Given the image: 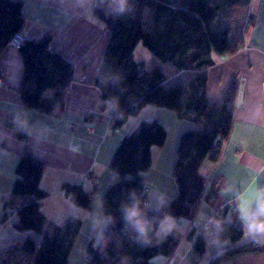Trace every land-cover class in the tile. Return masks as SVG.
I'll use <instances>...</instances> for the list:
<instances>
[{"label":"crops","instance_id":"obj_1","mask_svg":"<svg viewBox=\"0 0 264 264\" xmlns=\"http://www.w3.org/2000/svg\"><path fill=\"white\" fill-rule=\"evenodd\" d=\"M14 1L22 3L23 23L15 33L19 42L49 36L50 49L74 66V79L65 89L60 109L53 113L27 109L18 93L23 74L19 49L9 42L0 52V264H23L25 260L17 248L25 237L37 242L41 238L16 229V207L21 200L15 204L10 201L15 168L24 148H29L44 163L40 187L48 193L41 200L46 217L59 223L55 214L61 212V216L73 213L81 219L73 256L71 249L67 264H85L87 242L100 241L109 217L98 209L96 220L85 227L91 209L71 203L62 185L78 183L86 191L98 190L97 202L101 204L104 188L114 181L113 173L97 188L120 139L141 119H156L164 125L166 138L163 145L151 148V165L143 175L147 197L144 206L157 208L177 193L173 167L181 133L188 129L203 130L205 124L200 119L179 117L172 109L146 105L136 117L128 119L125 129H118L116 136L110 126L111 105L101 99L100 90L93 82L110 36L109 28L94 13L93 0H85L83 6L77 0ZM247 11L252 20L235 52L225 56L213 54L214 63L205 69L172 71L176 82L169 86L194 74L206 73L205 95L210 102L220 101L235 80L238 95L232 130L220 160L213 163L205 158L201 163L205 188L193 218L173 217L172 231H178L181 237L170 255H155L151 259L153 264H192L194 253L188 237L191 231L193 236L202 234L205 246L196 264H210L222 252L253 241L243 229L239 203L241 198L254 201L256 192L264 189V0H248ZM165 81L163 86L169 87ZM51 95L52 90L45 92V96ZM19 133H24L25 138H19ZM234 208L237 214L233 225L242 230L243 236L237 243L219 242L221 222L229 218ZM159 226L160 222L156 225L157 233ZM164 235L157 234L159 239ZM263 259L264 254H243L228 264H254ZM130 263L129 256L116 262Z\"/></svg>","mask_w":264,"mask_h":264},{"label":"trees","instance_id":"obj_2","mask_svg":"<svg viewBox=\"0 0 264 264\" xmlns=\"http://www.w3.org/2000/svg\"><path fill=\"white\" fill-rule=\"evenodd\" d=\"M237 1L129 0L131 11L124 15L110 14L112 10L107 5L115 0H103L93 6L97 18L110 30L93 82L100 90L101 99L111 105V128L119 129L142 107L154 105L172 109L179 117L200 119L205 129H188L181 133L173 167L176 196L154 209L144 206L147 197L145 193L142 195L146 189L143 174L151 165V148L163 145L166 129L156 119H143L122 136L108 161L115 179L103 193L100 204L102 212L111 220L99 242H87L85 264H116L123 256L131 258L130 264H153L151 259L155 255H170L174 251L181 234L173 230L159 239L156 225L165 214L193 218L205 188L201 163L205 158L213 163L220 160L232 130L238 81L228 87L220 101L210 102L205 95L206 73H197L164 87L163 70L156 67L146 71L144 61L134 58V50L141 42L151 54L172 63L177 70L205 69L214 63L213 54L229 55L241 45L240 37L232 40L228 27L222 26L218 17L223 5ZM145 8L151 13L148 28L142 19ZM22 23V3L0 0V52ZM49 43L48 36L26 40L18 47L23 62L18 88L20 101L25 108L44 113H53L62 107L65 89L74 79L72 63L52 51ZM48 90H52L50 97L45 96ZM18 137L24 139L25 134L19 133ZM43 169L44 163L29 148H24L15 168L10 201L15 204L21 200L16 207V229L34 232L41 238L37 242L25 237L17 249L25 260L23 264H67L82 221L76 215H67L61 223L46 217L41 209V200L48 194L40 187ZM62 189L73 204L83 208L90 206L91 192L81 184L64 183ZM132 190L150 221L151 244L139 242L133 225L124 219L121 205L132 201ZM236 210L232 209L229 218L221 222L219 242L241 240L242 230L233 225ZM188 237L194 253L192 264H196L205 251L204 240L201 233L193 236L192 231ZM243 254H264V239H253L222 252L210 264H225Z\"/></svg>","mask_w":264,"mask_h":264},{"label":"clouds","instance_id":"obj_3","mask_svg":"<svg viewBox=\"0 0 264 264\" xmlns=\"http://www.w3.org/2000/svg\"><path fill=\"white\" fill-rule=\"evenodd\" d=\"M80 6H83L85 0H77ZM112 11L110 14L124 15L131 11L129 0H115V3L107 5ZM133 199L130 203L122 204L121 208L124 213L126 222L133 225L136 231L137 240L143 244H151L152 239L149 235L150 221L144 216L140 206V200L136 197L135 190H132ZM239 216L243 224L246 235L255 239H264V189L259 190L255 194L254 201L250 202L240 199ZM111 220V217L108 218ZM175 226L174 218L165 214L160 220L158 235L167 234L172 231Z\"/></svg>","mask_w":264,"mask_h":264},{"label":"rangeland","instance_id":"obj_4","mask_svg":"<svg viewBox=\"0 0 264 264\" xmlns=\"http://www.w3.org/2000/svg\"><path fill=\"white\" fill-rule=\"evenodd\" d=\"M95 3H96L95 1H94V4L92 3L93 6L95 5ZM247 4H248V0H238L234 4L223 5V8L219 12V16H218L219 21H220L222 26L228 27L229 36L232 40H234L237 37H240V40L243 42V33L246 31L247 26H249V24L251 23L252 17L247 11ZM150 16H151L150 9L145 8L143 11L142 19L144 22V26L146 28L149 27ZM134 58L136 60H143L144 61V69L146 71H150L156 67L161 68L163 70V73L166 74L165 84L167 86H169V84L171 82H172V84H173V82H176L175 81L176 75H173V73H172V71L174 72V69H175L173 64L170 62H163L159 58L155 57L153 54H151V52L141 42H139L135 47ZM1 85H2V82H1ZM133 117H136V115L131 116L130 120ZM143 119H145V118H143ZM143 119H141V120H143ZM146 120H149V119H146ZM127 125H129V122H127V124L125 123L122 126L123 127L122 129H125V127ZM115 135H116V133H115ZM116 136H119V135H116ZM110 173H111V171L109 170L108 165H107L104 174L100 178V186L97 189H100L103 186V184H105V179L107 178L108 175H110V177H112V174H110ZM173 179H174V176H173ZM110 183H109V185H110ZM109 185H107L104 188L103 193L105 192V190L108 188ZM97 193H98V190L91 191L90 206L88 207L89 209H91L90 210L91 211L90 212L91 217H90V221H86L85 227H87L88 225H91L89 223H91L93 220H96L97 216L95 213L98 211V209H101L100 204H98V202H97L98 201L97 200V197H98ZM145 194H146V189H145ZM73 207H76V206H73ZM88 208H86V209H88ZM61 214H62L61 212L58 214L57 213L55 214V218L59 220V223H61L64 220V218L66 217L63 215H62L63 216L62 217ZM68 215H74V214L70 213ZM31 233H33L34 235H37L34 232H31ZM72 256H73V249H72ZM228 263H229V261L226 262L225 264H228ZM254 264H264V259L262 262L258 261V263L255 262Z\"/></svg>","mask_w":264,"mask_h":264},{"label":"built area","instance_id":"obj_5","mask_svg":"<svg viewBox=\"0 0 264 264\" xmlns=\"http://www.w3.org/2000/svg\"><path fill=\"white\" fill-rule=\"evenodd\" d=\"M10 42H11L13 45L17 46V47H19V45H20V42H19V40L17 39V37H16L15 34H14V36L12 37V39L10 40ZM1 82H2V78H1V76H0V85H1ZM112 130H113L114 133H118V132H119L118 129H112ZM144 193H145V191L142 193V195H144Z\"/></svg>","mask_w":264,"mask_h":264}]
</instances>
